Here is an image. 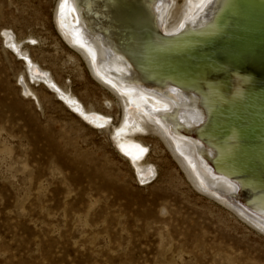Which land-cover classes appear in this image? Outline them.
<instances>
[{
  "label": "rangeland",
  "instance_id": "1",
  "mask_svg": "<svg viewBox=\"0 0 264 264\" xmlns=\"http://www.w3.org/2000/svg\"><path fill=\"white\" fill-rule=\"evenodd\" d=\"M54 2L0 0V264H264V235L196 192L160 139L144 140L157 174L141 185L108 130L41 83L26 91L4 30L56 84L119 122L116 98L56 32Z\"/></svg>",
  "mask_w": 264,
  "mask_h": 264
},
{
  "label": "bare ground",
  "instance_id": "2",
  "mask_svg": "<svg viewBox=\"0 0 264 264\" xmlns=\"http://www.w3.org/2000/svg\"><path fill=\"white\" fill-rule=\"evenodd\" d=\"M102 2L98 0H56L54 2L53 23L62 41L80 55L94 80L116 98L117 105H115V108L116 106L118 107L119 122L114 125L112 118L107 116V114L110 115L109 113L98 111L92 106L86 107L79 98L68 91L67 87L60 86L57 83L65 90L63 91L48 74V70L38 66L36 61L26 53L27 51L22 48L23 41H18L8 30H4L1 37L4 44L15 56L21 57L22 62L25 64V75L22 74V76L25 85H27L26 91L30 94L34 92L29 87L28 80L35 84L41 83L52 90L66 107L88 125L97 129L108 130L110 140L115 149L128 160L136 180L141 185L150 183L157 174L154 164L148 161L149 147L144 140L151 137L160 139L196 192L226 207L248 226L264 235V205L256 206L255 203H250L249 206L241 205L242 207H235L226 195L232 194L237 188V184L223 177V170L230 168L236 170L235 164L232 162L231 164L226 162L221 164L223 158H236V156L243 160L245 164L256 162L253 159L256 155L255 152L259 151L260 148L257 145L259 144L256 140L257 138L255 137L256 139L254 140L250 138L253 126L246 130L244 137V132L240 131L241 143L238 142L239 140L234 145L225 142L220 145L219 149L216 148L217 150L214 152L213 149L215 147L207 146L208 144L205 142L198 143L196 142L197 140L190 141L185 139L179 134V131L186 132L188 129L184 128L195 127V129L200 128L201 132L206 134H211L215 131L219 132V126L225 120L220 121L217 119L219 115L217 114L218 109H210L216 97H220L219 95L213 94V90L206 91L205 87H203L204 103L200 107L195 105L194 101L197 103V100L193 99L192 94V97H190L177 88H171V90L175 89V93L169 97L164 96L153 85L138 86L130 82L133 75L137 73V70L133 68L134 66L138 67L140 72L153 73L150 70V51L152 55L155 52L154 50H158V46H153L151 43L152 40H158V38H152L151 35L153 33L152 30H154V24L158 25L157 27L164 33L180 31L190 33L196 31L206 25L213 24L211 19L214 13L219 10L222 0H140L141 3H139L142 8L135 13L128 11L130 4L123 0L121 7H113L114 10L111 9L112 16H115L117 25L123 27L121 33L123 32L124 37L132 41L130 43L131 48H128V50L135 57L125 54L121 55L120 50L116 51L113 39L111 37L107 38L106 35L100 33L101 29L98 26L103 23L104 15L99 13L98 10L103 6ZM125 12H127V16L132 14L140 15L143 23L147 22L151 25L148 27L150 31L145 29L146 40L143 45L137 43L134 39L139 36L137 31L129 32L128 34L124 31L126 18H123L122 15L124 16ZM151 12L152 15H150ZM106 16L108 17V15ZM183 24L186 25L180 30ZM142 26L145 27L146 25ZM85 27L88 28L85 29ZM203 32L209 31L203 30ZM28 44L34 45L36 41L30 38ZM183 47L181 46L180 49H185ZM144 52L148 55L142 62L141 57L138 55ZM215 62L213 63L217 65L210 64L208 67H205L207 65H202V68L205 67V72H208V69L211 70V68L218 69V65L222 62ZM185 67L188 71L197 68L194 62H188ZM179 70L181 69L172 70L171 72L181 74L183 71ZM51 94L53 93L51 92ZM207 94H210L211 98L207 99V96H209ZM110 99V97L105 99L107 102L106 108H110L112 105L110 103L113 101ZM261 109H264V104ZM177 112H179L178 120L174 117ZM226 112L230 115L231 113H236L233 108L227 109ZM207 116H209L208 119ZM262 121L256 120L255 125L259 128L262 125L260 124ZM227 122L226 128L230 129L231 133L237 134L239 128L234 127L230 119ZM182 126L184 128H181ZM262 131H264V128ZM248 138H250V141H247ZM260 138L261 135H258L259 140ZM245 141L252 142V147H248L251 144H247ZM203 152H207L209 155L212 154L214 159H218L217 165L214 164L209 167L206 164ZM259 177L255 179L246 178L263 185L264 179ZM252 209L255 212H251Z\"/></svg>",
  "mask_w": 264,
  "mask_h": 264
},
{
  "label": "water",
  "instance_id": "3",
  "mask_svg": "<svg viewBox=\"0 0 264 264\" xmlns=\"http://www.w3.org/2000/svg\"><path fill=\"white\" fill-rule=\"evenodd\" d=\"M98 1H103V6L98 11L104 15V21H102L104 24L101 23L98 26L101 29L100 33L113 39L114 47L117 52L120 50L121 55L135 57L128 50L131 48L130 43L132 41L124 37L123 32L121 33L123 27L118 26L115 16H112V10L115 7H121L123 0ZM125 2L130 4L128 11L132 13L140 11L142 8L140 0H125ZM126 13L124 16L122 15L123 18H126L124 31L126 34L137 31L139 36L134 39L143 45L146 40L145 29L151 25L147 22L143 23L140 15L127 16ZM211 20L213 24L195 29L196 31L190 33L182 31L164 33L157 27L158 25L154 24L151 35L152 38H158V40H152L151 43L153 46L157 45L158 50H154L152 55L150 51V70L153 73L140 72L139 68L134 66L133 68L137 70V73L133 75L130 82L138 86L153 85L164 96L169 97L175 93V89L171 90V88H177L190 97L193 95V99L197 100V103L194 101L195 105L200 107L204 103L202 88L205 87L206 91L213 90V94L220 97H216L210 109H218L217 119L225 120L221 122L218 128L219 132L206 134L202 133L200 128H184L182 126L181 128L188 129V131H179V134L190 141L197 140L198 143L205 142L208 144L207 146L215 147L214 152H216V148H220L222 143L228 142L234 145L238 140L241 143L240 131L244 132V137L246 130L253 126L250 138L252 140L257 138L256 140L259 142L257 145L260 148L259 151L255 152L256 155L253 160L256 162L245 164L236 156V158L230 157L232 159L223 158L221 164L225 162L235 164L236 170L233 168L223 170V177L237 184L234 192L226 195L235 207L249 206L250 203L262 206L264 205V184L259 185L246 177L255 179L260 176L259 178L264 179V131H262L264 128V109H261L264 104V0H222L219 10L214 13ZM185 25L183 24L180 30ZM87 28L85 27V29ZM203 30L209 32H203ZM181 46H184L185 49H180ZM146 55L148 54L144 52L138 56L143 62ZM214 61H216L215 63H222L218 65V69L211 68L205 72V67L210 66V64L217 65L213 63ZM188 62H194L197 68L188 71L185 67ZM202 65L207 66L202 68ZM177 69H181L179 71L183 72L181 74L171 72ZM207 95H209L207 99L211 98L210 94ZM231 108L236 113L230 115L226 112L227 109ZM178 113L174 115L176 120L179 119ZM226 118L233 122L234 127L239 128L237 134L231 133L230 129L226 128V124H228ZM256 120H263L259 128L255 125ZM258 135H261L260 140ZM250 138L247 141H250ZM246 143L249 144L250 142ZM250 144L248 147H252L253 143ZM202 154L209 167L214 164L217 165L218 159H214L212 154L209 155L207 152ZM251 212H255L254 209Z\"/></svg>",
  "mask_w": 264,
  "mask_h": 264
}]
</instances>
